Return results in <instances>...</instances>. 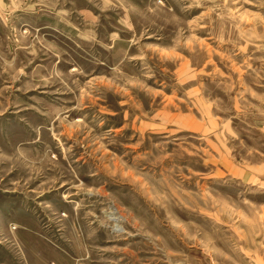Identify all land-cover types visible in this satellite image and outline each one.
<instances>
[{
	"label": "rangeland",
	"instance_id": "rangeland-1",
	"mask_svg": "<svg viewBox=\"0 0 264 264\" xmlns=\"http://www.w3.org/2000/svg\"><path fill=\"white\" fill-rule=\"evenodd\" d=\"M0 264H264V0H0Z\"/></svg>",
	"mask_w": 264,
	"mask_h": 264
}]
</instances>
